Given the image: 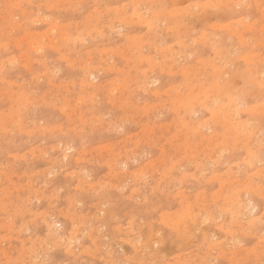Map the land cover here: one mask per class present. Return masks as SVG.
Returning a JSON list of instances; mask_svg holds the SVG:
<instances>
[{
  "label": "rangeland",
  "instance_id": "1",
  "mask_svg": "<svg viewBox=\"0 0 264 264\" xmlns=\"http://www.w3.org/2000/svg\"><path fill=\"white\" fill-rule=\"evenodd\" d=\"M261 5L0 0V264H257Z\"/></svg>",
  "mask_w": 264,
  "mask_h": 264
},
{
  "label": "snow or ice",
  "instance_id": "2",
  "mask_svg": "<svg viewBox=\"0 0 264 264\" xmlns=\"http://www.w3.org/2000/svg\"><path fill=\"white\" fill-rule=\"evenodd\" d=\"M4 7L7 9V8H17L19 6L18 5H15V4H11V5H7L6 4ZM261 7L264 8V0H262ZM261 87H262V89H264V82L261 83ZM262 223H264V218H262ZM18 264H19V262H18ZM217 264H222V262H217ZM231 264H243V262H239V261L233 260L231 262ZM257 264H264V246H262L261 258L257 262Z\"/></svg>",
  "mask_w": 264,
  "mask_h": 264
},
{
  "label": "bare ground",
  "instance_id": "3",
  "mask_svg": "<svg viewBox=\"0 0 264 264\" xmlns=\"http://www.w3.org/2000/svg\"><path fill=\"white\" fill-rule=\"evenodd\" d=\"M56 2V1H55ZM203 2V1H202ZM218 2V1H217ZM227 2H228V0H227ZM55 4H57V3H55ZM225 4V3H224ZM204 6H205V4H203ZM211 5H212V3H211ZM47 6V5H46ZM256 6V5H255ZM122 7V6H121ZM120 7V8H121ZM180 8V7H179ZM54 9H56V8H54ZM169 12V11H168ZM167 13V12H166ZM141 15V14H140ZM263 18V17H262ZM43 19V18H42ZM139 19H141L142 20V18H139ZM125 21V20H124ZM135 21V20H134ZM253 22V21H252ZM148 24V23H147ZM246 24V23H245ZM226 26V25H225ZM219 27H221V26H219ZM233 28V27H232ZM244 28H245V26H244ZM243 28V29H244ZM260 28V27H259ZM52 29V28H51ZM261 29V28H260ZM240 32V31H239ZM98 33V32H97ZM241 34V33H240ZM200 35V34H199ZM205 35V34H204ZM203 36V35H202ZM49 37V36H48ZM236 37V36H235ZM242 37V36H241ZM20 39H21V37H20ZM51 40V39H50ZM184 40V39H183ZM245 40V39H244ZM50 43V42H49ZM174 43V42H173ZM178 43V42H177ZM181 43V42H180ZM169 46V45H168ZM170 49V48H169ZM36 50V49H35ZM37 51V50H36ZM171 51V50H170ZM228 52V51H227ZM168 53H170V52H168ZM221 54V53H220ZM171 56V55H170ZM231 56V55H230ZM255 56V55H254ZM246 58V57H245ZM13 61V60H12ZM244 62V61H243ZM12 63V62H11ZM246 65V64H245ZM114 82V81H113ZM115 88V87H114ZM144 92V91H143ZM163 93H165V92H163ZM148 94V93H147ZM148 97V96H147ZM252 106V105H251ZM262 107V106H261ZM263 107H264V105H263ZM214 115V114H213ZM228 115V114H227ZM236 128V127H235ZM237 135V134H236ZM233 143V142H232ZM238 144V143H237ZM245 149V148H244ZM143 154V153H142ZM252 154V153H251ZM209 156V155H208ZM251 156V155H250ZM256 158V157H255ZM250 159V158H249ZM242 161V160H241ZM250 161V160H249ZM247 164V163H246ZM236 166V165H235ZM232 181V180H231ZM76 187V186H75ZM244 208V207H243ZM253 213V212H252ZM163 220V219H162ZM219 220V219H218ZM158 222V221H157ZM173 223V222H172ZM128 224V223H127ZM170 224V223H169ZM132 225V224H131ZM118 226V225H117ZM132 229V228H131ZM214 232V231H213ZM194 234V233H193ZM258 234V233H257ZM206 236V235H205ZM251 237V236H250ZM147 238H148V236H147ZM239 240V239H238ZM154 246V245H153ZM220 250V249H219ZM213 252V251H212ZM121 264V263H120Z\"/></svg>",
  "mask_w": 264,
  "mask_h": 264
}]
</instances>
